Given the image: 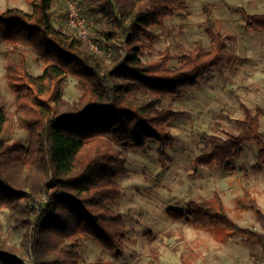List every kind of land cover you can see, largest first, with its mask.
I'll list each match as a JSON object with an SVG mask.
<instances>
[{
  "label": "trees",
  "instance_id": "trees-1",
  "mask_svg": "<svg viewBox=\"0 0 264 264\" xmlns=\"http://www.w3.org/2000/svg\"><path fill=\"white\" fill-rule=\"evenodd\" d=\"M28 1L30 11L0 12V42L7 43V52L32 48L45 63L38 75L28 73L23 58L6 64L8 84L17 99L12 115L0 106V207L9 210L15 224L33 229L17 249L0 239V264H19L13 255L29 246L36 264H105L100 258L85 263L78 249L88 237L114 258L121 256L126 226L111 203L120 193L116 178L126 173L124 151L143 150L154 141L156 157L166 168L175 113L169 106L161 107L160 101L180 97L211 70L221 71L239 56L228 49V37L215 25L209 3L203 5L205 19L200 24L209 39L207 46L197 40L176 67H169L168 50L156 60L141 61L143 45L136 39L155 37L149 27L183 10L185 0H82L87 16L101 18L92 38L113 45L109 57L91 52L73 33L54 27V0ZM235 11L247 28L264 32V13L249 14L241 7ZM117 38H122L119 44ZM68 75L75 77L80 91L73 102L62 96ZM239 107L237 132L226 137L202 134L206 149L193 158L192 166L233 170L230 160L239 157L248 142L255 144V163L264 166L260 131L264 110L259 106L251 110L242 102ZM17 128L28 131V146L6 141ZM41 193L47 201L33 219L21 218L19 214L27 213L31 199ZM235 204L254 212L264 230V213L248 192L236 197ZM166 215L201 229L242 235L247 244L264 242V234L239 227L228 216L218 194L190 199L186 208H168ZM164 236L146 233L152 257L157 258Z\"/></svg>",
  "mask_w": 264,
  "mask_h": 264
},
{
  "label": "rangeland",
  "instance_id": "rangeland-1",
  "mask_svg": "<svg viewBox=\"0 0 264 264\" xmlns=\"http://www.w3.org/2000/svg\"><path fill=\"white\" fill-rule=\"evenodd\" d=\"M206 3L212 5L214 23L227 35L228 49L239 56L238 60L221 71L211 70L196 87L185 90L180 97L168 96L160 101L161 107L169 106L175 113L170 121L172 145L167 150V167L163 169L158 161L154 141H148L143 150L124 151L126 173L116 178L120 193L111 203L126 226L124 249L119 258H114L91 238L83 237L78 252L85 263L100 258L105 264H257L264 256V242L247 244L242 242V235L201 229L166 215L168 208L183 210L190 199L218 194L228 216L239 227L264 234L254 212L241 210L235 204L236 197L248 192L264 213V166L255 163L254 142L245 143L242 154L230 160L233 170L192 166L193 158L206 149L202 134L226 137L237 132L234 120L242 117L240 102L251 110L256 106L264 110V32L247 28L244 18L235 11L241 7L249 14L264 13V0H185L183 10L166 17L161 25L149 27L155 37L136 39L143 45L139 58L143 62L153 61L168 50V66L176 67L179 58L197 40L207 46L209 39L200 26L205 19ZM11 8L30 11L31 6L28 0H0V12ZM51 18L55 28L64 34H74L65 23L62 4L56 0L51 6ZM95 18L101 21L98 14ZM121 39L117 38L115 44ZM102 42L103 39L99 43ZM22 58L29 74L41 73L45 63L35 50L22 47L21 52L9 53L7 43L0 42V106L8 115L14 114L17 98L8 84L6 64L19 63ZM75 84L72 75L63 83L62 96L68 102L80 96ZM260 131L264 134V116L260 119ZM6 141L26 147L29 133L23 128L14 129ZM46 201L44 193L34 196L28 212L19 216L26 215L32 220L34 212ZM32 229L15 224L9 210L0 207V239H6L17 249ZM147 232L165 235L157 258L149 253ZM13 259L19 264H36L31 246L13 255Z\"/></svg>",
  "mask_w": 264,
  "mask_h": 264
},
{
  "label": "built area",
  "instance_id": "built-area-1",
  "mask_svg": "<svg viewBox=\"0 0 264 264\" xmlns=\"http://www.w3.org/2000/svg\"><path fill=\"white\" fill-rule=\"evenodd\" d=\"M62 4L66 25L74 31L75 37L85 42L91 51L98 55L109 57L113 52L111 43H99L92 39L93 32L98 25L95 17L87 16L82 0H56ZM257 264H264V256L259 258Z\"/></svg>",
  "mask_w": 264,
  "mask_h": 264
}]
</instances>
